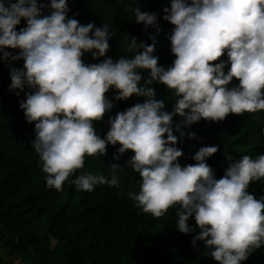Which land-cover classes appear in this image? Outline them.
Here are the masks:
<instances>
[{
	"label": "clouds",
	"instance_id": "clouds-1",
	"mask_svg": "<svg viewBox=\"0 0 264 264\" xmlns=\"http://www.w3.org/2000/svg\"><path fill=\"white\" fill-rule=\"evenodd\" d=\"M49 7L44 15L45 5L37 0H0V52L24 61L22 69L11 70L10 88L31 89L20 108L28 123L35 122L32 147L46 186L60 191L68 181L88 192L97 185L118 186L115 175L111 180L90 172L69 177L84 168L86 156H104L108 144H119L120 155L134 153L128 164L142 183L138 193L127 195L144 213L159 218L178 205L179 231H195L188 223L194 216L199 233L193 244L203 241L218 264L247 260L264 244V197L248 191L251 182L264 180V155H243L217 179L206 160L218 147L205 146L192 157L194 164L182 167L172 121L179 115L187 125L220 122L230 114L264 110V0H171L163 19L174 26L168 38L175 60L167 69L153 54L154 35L152 44L132 36V58L86 64V52L93 59L106 55L114 33L107 24L97 28L69 18L68 0H50ZM21 19L26 27L17 31ZM135 21L145 31L149 26L161 31L154 13L136 9ZM7 48L20 52L3 51ZM140 70L149 71L145 85L157 82L174 92L172 112L163 110L165 101L155 99L154 88L141 86ZM234 78L238 86H230ZM113 87L115 100L146 99L111 117L101 138L94 122L113 108L106 96Z\"/></svg>",
	"mask_w": 264,
	"mask_h": 264
},
{
	"label": "trees",
	"instance_id": "trees-1",
	"mask_svg": "<svg viewBox=\"0 0 264 264\" xmlns=\"http://www.w3.org/2000/svg\"><path fill=\"white\" fill-rule=\"evenodd\" d=\"M37 2L51 11L50 0ZM170 5L171 0H68V17L82 25L93 23L97 28L107 24L114 33L109 40L111 48L104 57L93 59L91 52L84 54L88 64L100 63L108 57L114 62L120 57L132 58L135 50L128 51L132 36L138 43L152 44L149 37L154 35L157 42L153 54L158 57V65L167 69L175 60L168 38L174 26L163 19L164 9ZM136 9L156 14L161 31L157 32L154 26L145 31L142 24H137ZM23 27L26 21L21 19L17 31ZM3 51L13 55L20 52L11 48ZM222 59L227 61L226 53ZM23 64V59L3 58L0 52V216L12 208L23 215L19 229L0 234V258L12 264H218L210 255L212 249L206 248L203 241L193 244L199 233L194 216L188 223L195 231L184 234L177 228L178 205L156 218L144 213L128 197L129 191L139 192L142 179L128 164L134 153L129 150L120 155L119 144H108L104 156H86L84 168L69 177L71 181L90 172L111 180L115 175L118 186L97 185L90 192L77 191L68 181L60 191L46 186L39 155L32 147L35 122L28 123L20 108V102L31 89L10 88L11 70L22 69ZM140 74L141 86L154 88L155 99L165 101L163 110L172 112L177 99L174 92L157 82L145 85L149 71L140 70ZM238 84L234 78L230 86ZM116 95L117 90L110 88L106 96L113 108L101 121L94 122L101 138L110 129L111 117L146 99L133 95L115 100ZM172 125L177 137L175 146L184 154L178 158L182 167L195 163L192 157L201 147H218L206 160L217 179L224 175L228 164L243 155L253 159L264 155V110L230 114L220 122L201 119L191 125L174 115ZM111 164H118L119 168L113 169ZM248 191L256 199L264 197V180L251 182ZM241 264H264V244Z\"/></svg>",
	"mask_w": 264,
	"mask_h": 264
},
{
	"label": "rangeland",
	"instance_id": "rangeland-1",
	"mask_svg": "<svg viewBox=\"0 0 264 264\" xmlns=\"http://www.w3.org/2000/svg\"><path fill=\"white\" fill-rule=\"evenodd\" d=\"M38 4H40V3L38 2ZM43 14L44 15L50 14V11L47 9L46 6L43 9ZM83 60H84V58H83ZM84 62L86 64H88L85 60H84ZM22 219H23V215H20L18 213L17 208H12L9 211H7L6 213L2 214L0 216V234L1 235L7 234L11 230H14L17 228L19 229V226H20V223L22 222Z\"/></svg>",
	"mask_w": 264,
	"mask_h": 264
},
{
	"label": "crops",
	"instance_id": "crops-1",
	"mask_svg": "<svg viewBox=\"0 0 264 264\" xmlns=\"http://www.w3.org/2000/svg\"><path fill=\"white\" fill-rule=\"evenodd\" d=\"M4 260H2L1 258H0V264H12V262L11 261H5L4 263Z\"/></svg>",
	"mask_w": 264,
	"mask_h": 264
}]
</instances>
